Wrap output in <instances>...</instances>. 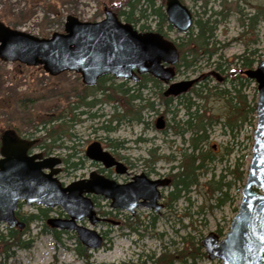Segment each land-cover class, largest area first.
Listing matches in <instances>:
<instances>
[{"label":"rangeland","instance_id":"1","mask_svg":"<svg viewBox=\"0 0 264 264\" xmlns=\"http://www.w3.org/2000/svg\"><path fill=\"white\" fill-rule=\"evenodd\" d=\"M109 1L0 0V20L12 28L39 37H48L54 31L63 30L68 14L76 16L81 21L102 19L103 7L109 8ZM182 1L190 9L193 20L199 16L216 19L214 35L211 38L216 49L210 57L207 53L199 55L192 66L181 67L175 76V80L195 79L202 74L210 76L206 79L208 82L206 84L211 87V92L208 90L203 92L207 97H195L191 89L186 91L184 96H189L202 107V110L205 109L206 116H210L209 124L206 125L207 139L203 149L215 154V158L207 162L206 168L199 172L196 184L181 191L178 199L167 204L166 195L173 188L172 174L177 170L172 166H177L182 148L188 145L189 135L187 133L183 136L177 135L171 127L186 120V114L178 102L179 97L173 99L168 110L165 109L158 94L159 89L163 91L166 88L164 83L154 86L151 81H147L146 87L139 90L144 98L142 103L145 105L140 112L142 121L136 122L130 118L132 117L130 114L138 116V108L125 113L127 110L125 98L111 90H109L111 97L108 98L107 90L101 88L108 84L116 85L123 82L125 87H137L138 81L134 83L130 80L106 77L103 82L98 81L95 86L87 88L86 85L82 87L80 75L73 71L50 76L40 66H25L17 62L0 60V134L5 128H14L24 137L43 138V133L39 130L41 121L65 110L69 112L72 121L68 124V131L62 136L59 142L61 145L52 149V155L64 156L68 160L67 163L60 164L64 168L57 174L60 181L68 183L93 169L87 158L79 168L72 169L71 162L76 160L67 155L72 142L80 151L82 150V153L86 144L93 139L99 141L112 155L124 156L132 162L133 169L126 178L133 173L146 172L152 179L171 180L167 186L161 188L159 202L164 207L157 212L139 207L134 216H130L125 211L110 209L108 201L99 198L96 206L99 215L102 216L106 212L104 216L120 221V224L115 226L99 222L90 226L87 219L80 221L82 225L93 228L103 235L104 241L97 249L89 250L82 246L74 231H61L60 240L57 241L50 233L41 231L45 220L43 222L35 220L28 224L25 235L32 240L30 247H14L12 248L14 253L7 258L3 256L0 248V264H139L144 260L145 264H153L148 256H154L155 259L163 252L176 254L177 259L173 264H221L220 260H210L207 257L201 241L209 232L215 233L219 240L222 239L237 212L251 158L252 132L255 124L252 126L245 123L239 132L235 129L230 132L228 126L223 125L226 121V99L229 95H226L227 98L218 97L212 92L228 86V82L216 78L211 73L214 70L220 72L216 69L219 60H235L234 55L242 53L246 47L249 49L256 47L263 57L264 15L259 4L262 5L264 0ZM161 2L164 3L162 0H156L157 5ZM149 10L136 24L137 29L142 23L149 25L151 27L149 30L156 27L158 19L149 15ZM256 13V22L252 26L249 17ZM192 29L195 31V28ZM162 30L171 39L181 36L173 29L167 30L165 26ZM194 84L200 87L203 80ZM241 92L246 94L248 104L252 105L254 99L256 104L257 90L254 80L246 83ZM86 94L96 100L95 105H84L70 111L72 103L80 101L78 98ZM90 98L87 97L86 100L89 101ZM20 100H25V107L22 102L21 106ZM147 101L153 103V109L148 108ZM160 115L165 120V128L162 130L155 128L156 119ZM108 127L111 129L107 130ZM57 129L60 131L61 128ZM40 142L42 143V140ZM155 157L159 159L151 162L150 160ZM234 162L239 164V171L244 172L242 180L229 172L233 169ZM113 174L116 173L113 171ZM216 181L230 182V187L226 189L227 196L211 189L212 182ZM219 198L224 199L222 203H219ZM38 206L40 205H22L19 208L20 214L37 213ZM64 216L60 207L51 208L47 215L61 218ZM4 227L5 225L0 222L2 232ZM217 230H221V233ZM77 245L87 250L85 254L89 257L87 262L84 260L86 257L83 259L77 254ZM198 246L205 255L196 249ZM180 251H183V257L179 256ZM182 259L185 262L181 261Z\"/></svg>","mask_w":264,"mask_h":264},{"label":"water","instance_id":"2","mask_svg":"<svg viewBox=\"0 0 264 264\" xmlns=\"http://www.w3.org/2000/svg\"><path fill=\"white\" fill-rule=\"evenodd\" d=\"M103 12L104 17L95 21H81L68 14L63 30L48 37L12 28L0 20V60L41 66L51 76L73 71L86 85L95 84L107 74L136 81L138 75L148 73L167 84L164 96H177L193 85L196 79H174L178 50L173 41L158 32L138 31L106 6ZM164 13L168 25L180 34L193 26L192 13L181 0H165ZM244 74L256 83L257 101L251 158L241 199L224 237L219 240L215 233L209 232L201 241L207 257L220 260L221 264H264V52L256 66ZM164 126L165 120L160 115L155 128ZM35 142L22 138L11 128L0 134V222L6 226L24 227V222L14 214L19 201L27 205L59 206L66 217H48L46 224L74 231L80 244L92 250L101 246L103 236L79 221L86 218L90 226L99 221L114 225L119 222L99 216L88 194L100 195L109 200L111 208L131 215L138 207L156 212L163 207L159 189L168 185V178L151 179L141 172L120 184L91 171L86 178L62 185L57 178L61 159L29 154L28 149ZM85 155L105 168L114 166L118 174L125 171L97 141L86 147Z\"/></svg>","mask_w":264,"mask_h":264},{"label":"trees","instance_id":"3","mask_svg":"<svg viewBox=\"0 0 264 264\" xmlns=\"http://www.w3.org/2000/svg\"><path fill=\"white\" fill-rule=\"evenodd\" d=\"M109 3V8H111V10H113L120 18L122 17L124 21L131 23L133 26H136V24L140 21V18L142 16L145 17L146 11L150 9L148 12L149 15L158 19L157 25L153 30L167 36L162 28L165 26L167 30L172 29V27L166 23L163 2L157 5L156 0H120L119 2H116V0H110ZM259 6H261L264 15V1L263 4H259ZM203 13H206V11H203ZM256 15L257 13L249 17L252 26H254L256 22ZM215 22L216 19H212L210 16L205 18L203 16L194 18L192 27L195 28V31L191 28L186 34L178 36L173 40L179 53L178 62L175 65L176 73L181 67L188 68L192 66L194 62H196L197 57L203 53H207L208 57H210L212 52L216 49L213 41H211L215 31ZM150 28L151 27L145 23L139 25V30L141 31L145 29L149 30ZM212 43L213 46H211ZM258 52L259 51L256 47L251 49L246 47L242 53L234 55L235 60H219L216 63V69L220 72L217 73L216 70H214L211 73L214 74L216 78H221L225 82H228V86H224L217 92L212 93H215L218 97H226V95H229V98L226 97L227 105L225 109L227 113L225 115L226 121L223 125L228 126L230 132L234 129L236 132H239L240 128L245 123H249V125L252 126L255 124V99L252 105H250L247 102L246 94L241 92L246 83L251 82L252 80L242 75L241 72L247 69H252L254 64L260 61L262 53ZM209 77L210 76L207 77V74H202L197 79V81L203 80V84L200 87L194 85L195 87L193 86L194 88H191L195 97L205 98L207 95L203 94V92L205 90L211 92V87H208V84H206L208 83L206 79ZM99 81L103 82L104 78H100ZM147 81H151L154 86L161 83L151 75L143 74L137 82V87H125L123 86L125 82H123V84L116 85L108 84L106 87L101 89L107 90L108 98L111 97L109 90L119 93L120 96L125 98V103L127 104V110L125 113L129 112V110L133 111V109L138 108V116L130 114V116H132L130 118L136 122H141L142 118L140 117V112L144 108L145 104L142 103L144 98L139 90L146 87ZM158 94L163 105L166 107V110H168L171 106L173 99L179 97L178 102L184 109L186 120L181 123H176L171 127L174 128V132L177 135L183 136L184 133L189 135L187 139L188 145L185 148H182V152L179 154L177 166H172L176 167L177 170L174 174H172L173 188L166 195L167 204H170L172 201L180 197L181 191L187 190L190 185L198 182L199 172L205 169L207 162L213 160L216 155L203 149V144L207 139L206 125L209 124L208 119H210V116L205 115V109L202 110V107H200L198 103L191 100L189 96H184V93L176 97L164 96L163 91L159 89ZM87 97H89L88 94L79 97L78 100L80 101L72 104L69 110L72 111L73 109H77L84 105L92 106L95 102L94 98L92 97L89 101H87ZM25 100H20V104L22 102L24 107L26 105ZM136 105L138 106L135 107ZM147 106L148 108L153 109L152 102L147 101ZM68 113L69 112L65 110L64 112H60L54 116L47 117L45 120L43 119L39 124V130L43 133L42 145L45 147L46 152H49V149L55 144L61 145L59 142L61 141L62 136L67 133L68 124L72 121ZM116 120H119V118ZM57 127L61 128L60 131H58ZM110 129L111 127L107 128V130ZM158 159L159 157H155L150 161L154 163ZM64 162L67 163L68 160L65 159ZM76 165V162H71V166ZM229 172L233 173L239 180L243 179L244 172L243 170L239 171V164H235L234 162L233 169L229 170ZM212 183L213 185L211 186V189L213 191H217L221 195L224 194L227 196L226 189L230 187V182L221 183V181H216L215 183ZM219 200V203H222L224 199L219 198ZM50 210L51 209L49 208H43L40 206H38L37 213L20 214V211L17 210L15 215L19 220L25 222V227L22 230H18L17 228H8L5 226L4 232L0 230V248L2 249L3 256L6 258L11 256L14 253V250H12L14 247H30L32 240H30L28 236H25L26 231L28 230V224L35 220H41L43 222ZM103 214H106V212ZM133 229L136 230V227ZM41 231L44 233H50L57 241L60 240L59 234L61 231L49 228L46 224H44V222L42 223ZM217 232L221 233V230H217ZM196 249L200 251L199 246L196 247ZM76 252L83 259L86 257L84 260L86 262L88 261L89 257L88 255L85 256L87 250L84 247L77 245ZM182 252L183 251L179 252V256L182 255L183 257L184 254ZM200 252L205 255L204 252ZM153 257L154 256L151 255L148 256V258L153 261V264H173L175 259H177L176 254H170L169 252H163L155 259ZM181 261L185 262L183 259ZM145 263L146 261L144 260L140 261L139 264Z\"/></svg>","mask_w":264,"mask_h":264},{"label":"flooded vegetation","instance_id":"4","mask_svg":"<svg viewBox=\"0 0 264 264\" xmlns=\"http://www.w3.org/2000/svg\"><path fill=\"white\" fill-rule=\"evenodd\" d=\"M172 30V29H171ZM153 31H155V30H153ZM157 32V31H156ZM160 33V32H159ZM162 34V33H161ZM163 35V34H162ZM164 36V35H163ZM165 38H167V39H170L169 38V36L167 35V36H164ZM174 67V69H175V65L173 66ZM108 78V79H113L114 77L113 76H104L103 78ZM110 77V78H109ZM196 79H198V78H196ZM140 80V79H139ZM121 83V82H120ZM96 85V84H95ZM94 85V86H95ZM85 85H83L82 84V87H84ZM102 91V90H101ZM102 93H105V91L103 92L102 91ZM89 98H90V96H89ZM95 102H96V100H95ZM95 102L93 103V105H95ZM72 104H74V102L72 103ZM92 105V106H93ZM73 110H75V109H73ZM75 121V120H74ZM14 129V128H13ZM15 130V129H14ZM106 130V129H105ZM17 133H18V131L17 130H15ZM21 137H23V138H25V139H32V140H36V142L35 143H33L32 145H31V147L28 149V153H30V154H33V153H41L43 156H49V155H52V149H54L55 147H58V145H54V146H52L50 149H49V151H51V153L50 152H46V149H45V147H43V145H42V143L40 142L41 140H42V138L41 137H39V136H36V137H33V136H30L29 138L28 137H24V136H22L23 134H20V133H18ZM93 141H97V140H95V139H93ZM92 141H90V142H88L87 144H86V147H87V145L89 144V143H91ZM99 142V141H98ZM100 143V142H99ZM100 145L102 146V144L100 143ZM102 148H104L103 146H102ZM105 149V148H104ZM82 151V150H81ZM81 151L77 148V146L75 145V144H73V142H72V144H71V146H70V148H69V153L67 154L68 155V157L69 158H73V159H75L76 161V166H72V169H77V168H79L81 165H82V163H83V161L87 158L86 156H85V154H84V151L85 150H83V152L81 153ZM112 155V154H111ZM113 157H114V159L115 160H117V161H119L122 165H123V167L125 168V171H124V173H122V174H118V173H116L115 171H114V167H108V168H105V167H103V166H101L100 164H98V163H96V162H93V161H91V160H89L90 161V163H91V165H93V169L92 170H94V171H96L98 174H101L102 176H104V177H106V178H108V179H112V180H114L115 182H117V183H120V184H124V183H127V182H129L131 179H132V177L135 175V174H137V173H133V174H130V177L129 178H126V176H129V173L132 171V169H133V164H132V162H130L126 157H119L118 155L117 156H114V155H112ZM60 157V159H61V163L62 162H64V160L66 159L64 156H59ZM88 159V158H87ZM60 168H61V170H60V172L62 171V169H64V168H62L61 166H60ZM113 171L116 173V174H113ZM59 172V173H60ZM142 173H145V175L147 176V177H149V174L148 173H146V172H142ZM87 175L86 174H83V175H81L79 178H84V177H86ZM159 179V178H158ZM170 178H169V183H170ZM161 195H162V191H161ZM91 200H92V202H93V206L96 208V206H97V200L99 199V198H101V197H99V196H97V195H95V194H88L87 195ZM19 205L20 206H22L23 204L22 203H19ZM100 222H103V223H109V222H107V221H100ZM120 224V223H119ZM105 236V235H104Z\"/></svg>","mask_w":264,"mask_h":264}]
</instances>
